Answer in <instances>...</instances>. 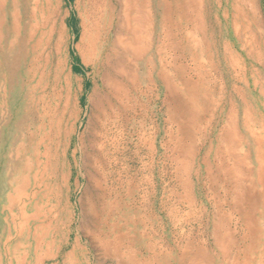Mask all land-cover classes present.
I'll return each instance as SVG.
<instances>
[{
  "label": "rangeland",
  "instance_id": "1",
  "mask_svg": "<svg viewBox=\"0 0 264 264\" xmlns=\"http://www.w3.org/2000/svg\"><path fill=\"white\" fill-rule=\"evenodd\" d=\"M7 1L11 13L4 21L0 0V264H37L63 241L59 259L74 250L91 264H117L104 257L100 246L107 240L105 220L117 236L111 237L109 248L133 262L153 256L155 264H188L181 253L190 248L192 255L205 252V264H245L247 247L254 242L243 237L244 214L253 213L256 205L260 211L252 220L254 230L257 223L264 225V192L257 188V202L235 203L223 172V165L233 160L224 143L233 135L230 129L238 127L246 135L249 145L244 149L253 165H258L257 151H264L245 127L248 122L264 137V0H248V19L238 17L233 0H204L202 22L184 0L179 12L170 7L167 16L159 5L164 0H108L110 9L100 20L106 32L97 43L87 0ZM252 1L258 22L251 15ZM138 11L145 19L137 23L133 17ZM235 18L239 35L232 25ZM137 24L142 36L136 50L147 38L150 45L138 55L122 48L125 70L118 75L119 83L105 67L107 50L116 31L124 33V42L134 40ZM188 29L197 33L199 46L191 45ZM10 42L15 44L13 70L4 58L10 57L5 51ZM21 54L28 65L37 60L36 78L29 83L32 93L19 73ZM76 64L81 72L74 70ZM31 96L57 117L65 110L66 133L56 144L66 169L57 179H49V171L42 169L35 181L38 155L32 148L29 157L35 167L24 185L18 128ZM36 115L30 127L34 145L44 136L36 134ZM113 130L116 162L106 165L101 197L92 176L98 174L99 160L100 168L110 161L108 149L113 148L106 139ZM40 159L45 167L47 158ZM65 173L63 184L60 176ZM260 244L264 246V237Z\"/></svg>",
  "mask_w": 264,
  "mask_h": 264
},
{
  "label": "bare ground",
  "instance_id": "2",
  "mask_svg": "<svg viewBox=\"0 0 264 264\" xmlns=\"http://www.w3.org/2000/svg\"><path fill=\"white\" fill-rule=\"evenodd\" d=\"M1 1H2V10H3V15H4V21H5L7 19L8 14L11 13V10L8 9V5H7V2H9V1H7V0H1ZM182 1L183 0H164V2L162 4L159 3V5H160V7H162L164 9V11L166 13L165 15L167 16V15H169V10L171 9L170 7H173L176 10V12H179L180 9L182 8V5L184 4V3H182ZM184 1H185V3H189V6L188 7H191L192 10L194 8V10H195V16H196L197 21L199 20V22L200 21L202 22L203 21V19H202L203 18L202 10H203L204 0H184ZM16 5H18V4H16ZM87 5H88V8L89 9L86 10V13H88V11H89L90 18H91V21H92L91 26H92V28L94 30V33H93L94 34V37L93 38H94V40H96V43H97L98 40L101 37V34L103 32H106V31H104V28L101 26L100 20H102V19H104L106 17V14H107L106 12L110 9V7H109V4H108V0H87ZM245 5L246 6L248 5V0H233V2L231 3V6H233L234 10L238 13V17L239 16L240 17L243 16V18L248 19V14L244 11V6ZM250 6H251V9H252L251 10V15L254 16V19L258 22V20H259V17L257 15L258 10L256 11L255 5H254L253 1H252V5H250ZM32 11H34V9ZM128 15H130V14L128 13ZM128 15H127V11H126V13H125V19L127 20L128 23H130V20H129ZM136 17H137V19H139V20H137V23L140 20H144L145 19L144 14L143 13L141 14L139 11H138L137 15H135L133 18L136 19ZM166 19H167V17H165V19H164L165 23L168 22V20H166ZM180 20H181V15H180V18H179V15H178L177 23H179ZM147 21L149 22V20H147ZM147 21H145V22H147ZM126 25H127V23H126ZM232 25H233V27L236 28V33L239 35L238 31L240 30V27L241 26H240L239 22L237 21V18L233 19ZM2 26H3V24H2ZM194 31H192L191 29H188L186 31V36L190 39L191 45L193 47H197V46L200 45V39H199L197 33H195ZM132 33H133L134 40H132L131 42L128 41V43H127V42H124V39H125L124 33H122V32L119 33V32L116 31L115 32V35H114V38H113V40H111L110 45H109L108 50H107V51H110V52H109V56L106 59L105 67L110 68L114 72V75H113V78L112 79L114 81H116V82L119 81V83H121L122 81L120 80V77L118 75L119 74L121 75L123 73V70H125V66H124V64L122 62V58L119 57V53L122 50V48L123 49H130L132 51V53L134 52L135 54L138 55L139 53H141L143 51H146L149 48V45H150L149 42H148V38H147L146 43L142 44V46H141V49L140 50H142V51L136 50L137 46H135V44L140 41V38L142 36V29H141V27L137 24L135 26V28H134V30H133ZM108 36H109V33H108ZM60 40H62V38ZM0 41H1V39H0ZM21 42H23V41H21ZM16 43H19V41L16 42ZM36 43H39V41L37 40ZM14 46H15L14 42H10V47L7 50H5V48L3 47V49L5 51H7L8 54H10V57L9 58H6V57H4V58L6 59L7 67L8 66H11L13 64V67H12L11 70L14 69V65H17L15 63H13V60H12V57L13 56H12V53H11V49H13ZM23 47L24 46H20V49H23ZM83 59L86 61L85 57ZM18 61H19L18 62L19 63V65H18V67H19V73L21 74V71H22L21 77L24 78L23 85H28L29 91H31L32 90V86L29 83L32 82L34 78H36L35 76L37 75V70L35 68H33V64L36 65L37 64V60L34 61V60L31 59V62L28 65L27 59L25 58V55H22L21 54V57H19ZM57 64H59V63H57ZM58 69H59V66H58ZM55 71H57V70H55ZM61 71H62V69H61ZM59 74H60V69H59ZM59 74L58 73L56 74V77L57 78L60 77V76H58ZM70 78H71L70 77V74L67 75L66 78H65L66 83L69 86H70V81H71ZM107 78H109V76ZM35 86H38V85L36 84ZM35 88H37V87H35ZM30 93H32V91ZM34 99L35 98L32 97V96L30 97V101L28 99L30 109L29 110H26V112L20 118L19 128H18L19 129V134L18 135H19V140H20L19 155H20V161H21V164H22V167H21L22 169L20 171L21 172L20 175H22V177L25 179L24 185L27 184L26 181H29V176L31 174V171L35 167V165L32 163L33 161L31 162L30 161V157H29V154H30L29 152L31 151L32 148L35 149L33 151V155H35V154L38 155V159L36 160V162H37L36 165H37L38 169H36V173L34 175L35 181L38 180V175L41 173L42 169H44V171H49V176H50L49 179H52L53 177H55L57 179L58 176H59V174H60V172L62 170H65L66 169L64 164L61 165V162L62 161L60 162V159L58 157L59 155H58V148H57V144H58L57 143L58 142L57 141V138L62 133H66V130L64 128V125H65V117H66L65 110H62L63 111L62 114H60V115L58 114L59 116L57 117L55 115V113H52L51 114V111L48 112L47 109H46V107H44V106L42 107V109H43V111H42V109L40 107H38L39 106V101L36 100V99L34 100ZM32 111H35V113L34 112L32 113ZM36 113H37L36 117L38 116V122H39V125L38 126L35 125L36 134L42 133L44 136L41 137L39 140L37 139V143L34 145L33 141H34L36 135H35V132L34 131H31L30 130V127H31V125L35 124L34 123L33 116ZM233 118L234 117H231V120ZM246 119L248 120V118H245V120H244L243 123L246 122ZM245 127L250 132V134H252V136L254 137V140H255L256 144L257 143H260V144L262 143L264 145V137L260 136V134H258V132H255L253 130V128L249 126L248 122H246ZM230 130H231V133L233 135H231L226 140V142L224 143V147L226 148V151L231 155V157H232L233 160L231 162H228L227 164L223 165V170H224L223 172L227 176V179L230 180V182H231L232 189H233V191L235 193V198H236L235 203H240V202L244 201L245 199L247 200V202H248L249 199L250 200L252 199L253 201L257 202L256 201L257 198L254 197V196H258V194H257V188H259L260 191H263L264 192V151L262 149H261V152L260 151H257L255 158H256V160L258 162V165L257 164L256 165H253L252 160H250V158H251L250 152H246L247 150L244 149L246 145H249V143H247L248 141H247L246 135L244 134V136L243 135L241 136L242 133L240 132V130H238V127L234 131L232 129H230ZM114 132L115 131L113 130V134H114ZM47 139L49 140V142H48L47 145H44L45 144L44 142ZM116 142H117V138L115 137V134L112 135V137H110L109 139H106V145L109 144L110 147L113 148L111 150L108 149L109 153L112 154V156L109 154V157H108V158H110V161H108V159H106L103 168H100L99 166L103 162L99 160L98 161V166L96 167V170L98 171V174H95L93 176L90 174L92 176V180H93L92 183H94V186L96 187L95 189H96L97 196L105 197V190H106V188L103 186V183H104V181H106V178L108 177V175H107L108 173L106 172L108 170V168H107L108 166H106V165H108V162H109V166H112V164L116 162L115 161ZM51 143H54V144L51 145ZM53 146H55V148L54 149H50ZM104 146H105V140L102 142V146L99 144V149L102 150ZM257 147H258V145H257ZM43 149H44V151H43ZM51 151H53V152H51ZM41 156H44L45 158H47L46 159V165H45V167L42 165L43 161L40 159ZM66 157H68V156H66ZM187 167L190 168L189 166H187ZM92 168H94V167H92ZM254 173L257 174V178H255L253 176ZM60 179L63 182V184H65V182L67 181V179H66V173L64 175H61L60 176ZM249 180H250V182H249ZM259 184L261 185V187L258 186ZM37 186H39V184ZM35 189H33V190H35ZM259 194H262V197H263V193H259ZM25 205L26 204L23 203V208H25ZM257 209L258 208L255 205V206H253V213H249V212L247 213L245 211V214L246 215L244 214V220L246 222V227L244 229L245 232H244L243 237H244V239H249V240H251V242H254L253 244L252 243L249 244V246L247 247V250H249V249L250 250H249V252H247V254L245 253V256H247V259H245V264H264V246L262 247L261 244H260L261 241H262V239H263V237H264V227H263L264 225H261L260 226V224L257 223V225H256V228H257L256 230L257 231L254 230V226H253V221H256L255 219H258V216H256V212L260 211L259 209L258 210ZM24 215H26V214H24ZM262 215H264V213ZM56 218H58V217H56ZM103 222L106 225V228H108L107 229V234H106V239L107 240H105L106 241L105 243H101L100 244L101 249L104 251V254H105L104 257H106V258L110 257L111 259L115 260L117 264H155L153 262L154 261V257L153 256L150 257L151 258L150 260L141 259V260H139L140 263H138V262H133L131 256L128 257V258H126L127 256L125 255L126 256L125 257L123 255V253L119 252L117 249H110L109 248V244L111 242L110 239H112L113 237H117V236L114 235L115 232H114L112 226L108 223V220L107 221L105 220ZM31 223H29V224L31 225ZM100 228H104V225H102V227H100ZM31 234H32V231H31ZM117 235H119V234L117 233ZM248 237H250V238H248ZM114 239H115V242H116L117 241L116 240L117 238H114ZM63 242H62V244L58 245L53 252L48 253L47 255H43V257L37 262V264H45L46 261H52V263H50V264H91L88 259L87 260L84 259L85 258L84 257V254L78 253V252H74V250L71 251V252L64 253L62 259H59L60 258V255L62 254V249H63V246H64L63 245ZM118 245H119V242H118ZM65 252H66V250H65ZM184 252L181 253V257H184L185 256V258H188V264H205V262L203 261V256L205 255V252H202V250L201 251L198 250L197 252H195V255H192L190 253V248H186L184 250Z\"/></svg>",
  "mask_w": 264,
  "mask_h": 264
},
{
  "label": "trees",
  "instance_id": "3",
  "mask_svg": "<svg viewBox=\"0 0 264 264\" xmlns=\"http://www.w3.org/2000/svg\"><path fill=\"white\" fill-rule=\"evenodd\" d=\"M72 20H74V18H72ZM75 60H77L76 58H75ZM74 70L75 71H78V72H81L82 71V69H81V67H79V65H74ZM88 84V83H87Z\"/></svg>",
  "mask_w": 264,
  "mask_h": 264
}]
</instances>
